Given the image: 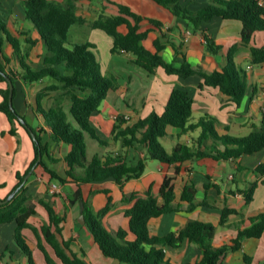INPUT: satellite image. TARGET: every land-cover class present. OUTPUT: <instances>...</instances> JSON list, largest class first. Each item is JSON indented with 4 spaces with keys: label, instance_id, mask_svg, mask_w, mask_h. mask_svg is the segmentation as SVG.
Wrapping results in <instances>:
<instances>
[{
    "label": "trees",
    "instance_id": "16d2710c",
    "mask_svg": "<svg viewBox=\"0 0 264 264\" xmlns=\"http://www.w3.org/2000/svg\"><path fill=\"white\" fill-rule=\"evenodd\" d=\"M150 1L169 11L177 20L186 23L192 33H200L205 38L207 51L211 55H216L221 51V47L213 38L206 35V24L215 18L241 22L243 26L242 43L245 46L250 45L256 32L264 31V5L259 4L264 0H209L198 10H192L189 7L194 0ZM76 2L77 0H69L63 4L51 0H25L24 14L39 36L38 40L26 38L29 46L26 51L22 49L18 38L8 33L6 24L0 17V32L4 35L0 43L6 41L13 47V55L20 67V71L15 73L7 69L11 60L3 57L0 61V82L5 84V88L0 90L2 98L0 112L6 115L12 126L9 133L16 135L15 125L19 124L30 135L28 129L19 121L20 115L16 110L11 111L10 109V88L6 77L14 85L13 101L17 95L16 82L18 80L27 84L51 80L52 83L37 94L36 111L43 117L45 125L50 129L51 141L69 146L70 151L64 159L67 169L63 175L48 168L43 160L38 166L48 175L50 182L58 181L63 186L74 183L77 186L75 190L77 205L80 200L84 201L85 226L89 229L103 256L122 264H170L166 258L167 249H177L187 243H194L198 246L201 256L195 264H224L228 253L239 251L242 248L244 239H260L264 235V213L251 219V226L239 231L230 244L218 248L212 245L216 227L199 221H189L178 234L170 233L165 237L151 235L149 224L153 219L177 211V208L173 206L176 198L174 179L165 177L159 190L164 204L162 206L158 204L151 189L144 197H139L137 194L125 196L128 203V208L124 212L127 225L113 233L108 231L103 224V218L113 207L110 191L104 192L107 195L106 206L99 212L93 213L83 198L81 186L113 180L123 190L126 183L143 176L149 161L172 165L203 158L227 161L244 155H253L264 150V116L260 126L247 136L220 135L216 129L217 121L210 115L203 116L196 124H190L194 98L188 90L175 87L162 114L153 112L132 125H129L123 117H119L114 124L113 140L121 141L123 148L143 151V158L132 164L123 154L106 153L104 156L95 155L88 161L86 135L103 147L108 145L106 141L99 138L91 120L93 115L99 112L109 92L118 90L119 82L116 76L103 75L102 66L96 57L95 45L69 42L68 33L71 27L83 25L86 22L77 15ZM113 5L118 10L117 15L99 16L91 24L93 30L104 31L112 37L111 54H130L134 59V64L150 75L161 70L167 76L180 80L198 77L201 79L200 89L205 86L213 87L237 107L242 104L248 90V82L245 71L238 68L234 62L236 46L230 49L227 63L221 71L206 73L194 69L185 56H183L182 64L175 66L163 59L161 53L164 50V44L161 39L154 40V52L145 46L149 39V31H143V24L146 22L155 29H160L161 22L143 18L127 5L115 2ZM122 29H125L126 33H122ZM22 34L26 36L28 32ZM38 41H42L45 45L46 55L43 57L41 68L36 70L28 62L29 51L36 46ZM250 52L253 64L264 63V46L252 47ZM176 53L179 54V50L176 49ZM52 92H61L62 99L56 106L45 109L42 102ZM65 103L68 104L67 108ZM168 128L180 130L183 135L201 130L197 142L203 150H195L178 144L169 153L162 143L168 135ZM32 131L37 139L35 142L30 135L35 159L24 174L17 175L18 186L16 188L20 187L24 178L35 166L39 154L43 158L47 156L50 160L52 159L47 146L42 143L40 133ZM256 171L264 176V164L259 165ZM256 186L257 184L250 189L247 202L252 199ZM195 199V186H185L181 201L188 203L192 210ZM31 201L32 197L27 194L26 187H22L11 202L0 205V224L16 223L15 242L26 255L28 264H37L23 234V231L28 228L34 233H41L62 264H87L71 250V241L64 240L61 225L65 218L60 217L51 204L39 200V204L48 214V225L36 229L29 224V219L37 214ZM238 214L237 210L225 207L221 211L220 225L224 226L229 216ZM39 249L44 253L46 264H57L40 244ZM244 260L247 264L250 263L247 256Z\"/></svg>",
    "mask_w": 264,
    "mask_h": 264
},
{
    "label": "crops",
    "instance_id": "0c3cea01",
    "mask_svg": "<svg viewBox=\"0 0 264 264\" xmlns=\"http://www.w3.org/2000/svg\"><path fill=\"white\" fill-rule=\"evenodd\" d=\"M51 1L63 2V0ZM138 1L143 6L147 5L146 0ZM195 1L197 0H194L189 6L192 10L200 9L209 0H202V4H196ZM24 2L25 0H0V17L5 22L8 33L14 38H18L22 49L26 51L29 48L26 38L38 40L39 36L24 14ZM126 5L143 18L161 22L160 29H155L146 22L143 24V31H149V39L145 46L148 50L154 52V40L161 39L164 44V50L161 53L163 59L175 66H180L183 62V56H185L194 69L206 73L221 71L227 63V55L230 49L236 46L234 62L238 68L245 71L248 90L242 104L237 107L218 89L207 86L200 89L201 79L198 77L180 80L167 76L161 70L153 75L145 71L146 78L150 81L131 88L132 77L128 74L129 83L125 86L129 97L123 94L124 84L120 83L118 90L109 92L106 100L100 106L99 112L92 117V126L96 129L99 138L102 135L104 136L103 138L106 139L104 141L108 142V145L103 147L95 140L98 143V146H96L95 142H91L94 153L91 156L87 150L88 161L95 155L104 156L106 153L123 154L127 156L128 162L132 164L135 163L136 159L143 158V151L123 148L121 141L116 142L113 140L114 124L119 117H123L129 125H132L141 119H145L153 112L162 114L175 87L188 90L194 98L195 103L190 124H196L203 116L210 115L217 121L216 129L220 135L229 134L233 137L247 136L260 126L264 116V63L260 65L253 64L250 49L264 46V31L256 32L250 45L245 46L242 43L243 26L241 22L215 18L206 24V35L213 38L216 44L221 47V51L216 55H211L207 51L205 38L200 33H192L186 23L177 20L171 13L162 12L157 8H152V11L148 12L144 10V7L140 9L133 3H126ZM113 6L116 11L115 15H117L118 10L115 5ZM155 11L158 15H153ZM23 32H28V35H23ZM121 32L126 33V30L122 29ZM0 39H4L1 32ZM176 49L179 50V54L176 53ZM42 52L44 54L41 56ZM45 55V45L42 41H38L36 46L29 51L28 63L39 70ZM111 55L128 59L125 65H129L131 68L138 67L134 64V59L130 54ZM3 57L11 59V62L13 61L12 66L10 65L11 69L9 67L7 69L15 73L20 71L19 64L13 68V65L18 61L13 55V47L6 41L0 43V61ZM38 64L39 67H36ZM114 72L124 71L119 67H115ZM112 75L117 77L118 73ZM51 83V80H44L39 83L27 84L22 80H18L16 82L17 95L13 105L27 126L31 130L40 133L42 143L47 146L49 156L52 159L50 160L47 156L42 157L45 165L63 175L67 169L64 159L70 151V147L51 141L50 129L45 125L43 117L36 111L38 92ZM4 88L5 84L0 82V90ZM49 97L42 102L45 109L56 106L58 103L53 105L50 100L51 97ZM1 100L0 95V102ZM65 107H68L67 103H65ZM11 128L12 126L6 115L0 112L1 200H6L15 192L18 186L17 175L24 174L35 159L34 146L28 132L17 124L15 125L17 134L11 135L9 133ZM167 134L165 139H171V151L169 153L178 144L186 145L195 150H203L197 142L201 130L183 135L180 130L168 128ZM88 136L86 135L87 147H89ZM92 141L94 140L92 139ZM208 143L210 144L211 141ZM220 148L223 149V147ZM150 162L155 161L147 162L143 176L138 180L126 183L123 190L113 180L81 186L83 198L87 202L88 208L92 207L90 211L93 213L99 212L106 206L107 195L104 192L110 191L113 207L103 218V224L108 231L114 233L127 225L124 212L128 205L121 204L124 196L137 194L139 197H144L147 191L151 189L153 196L158 200V204L162 206L164 200L159 195V190L165 177L174 179L176 198L173 206L177 208V211L153 219L149 224L151 235L165 237L170 233L178 234L189 221L211 224L210 221L213 220L222 228V230H219L216 227V234L212 241V245L218 248L230 244L239 231L251 226V219L264 213V176L256 171L259 165L264 164V150L253 155H244L227 161L203 158L172 165L160 163V166L155 168L157 171L151 170L147 174ZM39 163L37 160V165L33 166V172L23 186L26 187L27 194L32 197L31 204L35 206L37 213L29 219V224L36 229L48 225V214L39 204V200H44L53 206L60 217L65 218L61 225L63 238L71 241V250L82 260L87 264H122L103 256L89 229L85 224L79 222L80 211L73 203L74 196H72L77 186L74 183L64 185L63 187L72 189L67 193L64 192L62 186L59 187L57 184L52 185L53 189H48V175L38 166ZM144 180H146L145 183L142 182ZM255 184L257 186L252 199L247 202V195ZM188 185H193L196 189V199L192 210H190L188 203L181 201L184 188ZM55 191H58V196L53 195ZM225 207L235 209L239 214L229 216L225 225L221 226V211ZM15 230V222L0 224V264H28L26 255L15 242ZM23 234L37 264H46L44 253L39 249V244L57 264H62L57 259L52 247L43 239L41 233H34L32 229L28 228L23 231ZM39 239H41L40 242ZM245 256L249 258V264H262L264 262V235L260 239H244L242 248L239 251L230 252L226 255L224 264H247L244 260ZM166 258L170 264H195L201 256L196 244L187 243L177 249H167Z\"/></svg>",
    "mask_w": 264,
    "mask_h": 264
},
{
    "label": "rangeland",
    "instance_id": "374dc122",
    "mask_svg": "<svg viewBox=\"0 0 264 264\" xmlns=\"http://www.w3.org/2000/svg\"><path fill=\"white\" fill-rule=\"evenodd\" d=\"M69 0H63V4L67 3ZM138 0H77L76 2V7H77V13L78 15H80V17H82L83 19H85V24L83 25H74L73 27H71L69 33H68V40L71 44H86V43H92L94 45L97 46L96 48V57L97 60L99 61V63L101 64L102 68H103V75L106 77H110V75L112 74H116L117 78H118V82L119 84H124V88L125 90L123 91V94H125V96L129 97V93L126 90V86L125 84H128V74L132 77L131 80V88L133 86H137L140 84H146L148 83L150 80H148L146 78V74L144 73L145 71L142 70L140 67H130L129 65H125L126 64V60L124 57L121 56H113L110 53V48L112 46V37L109 36L107 33H105L104 31L101 30H93L91 27V22H93L95 19H97L99 16L105 15H115V8L113 6L112 2L118 3V4H123L126 5V3H133V5H136V7H140L143 8L145 11L151 12L152 8H157L158 10L162 11V12H167L168 14L170 13L169 11L159 7L158 5H156L154 2L150 1V0H146L147 5L143 6ZM109 2V4H107ZM202 0H197L195 1L196 4H202ZM128 5V4H127ZM204 5V4H203ZM117 9V8H116ZM153 15H158L157 12L155 11L153 13ZM44 53H41V56ZM11 60V59H9ZM125 60V61H123ZM16 62V61H15ZM14 62V63H15ZM40 62V61H39ZM13 64V61L11 62ZM10 63V65L12 66V64ZM10 65H8L7 67H10ZM18 63L16 62L13 65V68L17 67ZM39 67V64L36 66ZM115 67H119L121 68L124 72H114V68ZM50 100L52 101V104L56 105L57 102L61 101L62 99V94L61 92L59 93H50L49 95ZM100 135V134H99ZM101 136V135H100ZM104 136L102 135L101 138L103 140H106L103 138ZM89 143V147H87V150L89 152V154L92 156L93 155V149H92V145L91 142H95L92 141L91 137L88 136V141ZM164 146L167 149L168 152L171 151V139H164ZM108 143V142H106ZM94 144H96V146H98V143L95 142ZM138 159L135 160V162H137ZM157 166H160L159 162H150L149 163V167L147 170V174L152 171H157V169L155 170V168ZM146 180L142 181L143 183H145ZM49 187L48 189L52 188L53 184H57L59 187L62 186V188H64V192L67 193L70 190H72L70 187H63V185L58 182V181H53L50 182L49 181ZM53 189V188H52ZM73 194V193H72ZM54 196H58V191H55ZM74 196L73 202L76 204V208L78 209V211H80V205H77V199L75 198V193L72 195ZM80 202V201H79ZM122 205H128L127 200L125 199V196L123 197V200L121 202ZM91 205V204H90ZM89 209L92 210V207H90ZM80 219V217H79ZM211 225H213L214 227H217V229L222 230V228L220 226L217 225V222H213V220L210 221ZM221 234V233H220Z\"/></svg>",
    "mask_w": 264,
    "mask_h": 264
},
{
    "label": "water",
    "instance_id": "95a60500",
    "mask_svg": "<svg viewBox=\"0 0 264 264\" xmlns=\"http://www.w3.org/2000/svg\"><path fill=\"white\" fill-rule=\"evenodd\" d=\"M7 78V81H8V83H9V88H10V95H9V106H10V109H11V111H15V108H14V105H13V91H14V85H13V83L11 82V80L8 78V77H6ZM19 121L21 122V124L23 125V126H25L27 129H28V131H29V133H30V135H31V137H32V139L36 142V136H35V134H34V132L27 126V124H26V122L24 121V119L23 118H19ZM42 160V155L41 154H39V156H38V163L40 162ZM37 165V164H36ZM35 165V166H36ZM32 172H33V170L24 178V181H23V183L20 185V187H18L16 190H15V192L14 193H12L6 200H1L0 199V205H6V204H8L9 202H11V200L15 197V195L20 191V189L24 186V184L27 182V180L29 179V177H30V175L32 174ZM79 205H80V219H79V222L80 223H82V224H85V222H86V220H85V215H84V209H85V206H84V201L83 200H80V202H79Z\"/></svg>",
    "mask_w": 264,
    "mask_h": 264
},
{
    "label": "built area",
    "instance_id": "2783aa9c",
    "mask_svg": "<svg viewBox=\"0 0 264 264\" xmlns=\"http://www.w3.org/2000/svg\"><path fill=\"white\" fill-rule=\"evenodd\" d=\"M259 4L263 6L264 5V1H261Z\"/></svg>",
    "mask_w": 264,
    "mask_h": 264
}]
</instances>
